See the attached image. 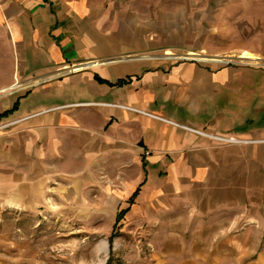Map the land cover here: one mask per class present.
Returning a JSON list of instances; mask_svg holds the SVG:
<instances>
[{"label":"crops","instance_id":"obj_1","mask_svg":"<svg viewBox=\"0 0 264 264\" xmlns=\"http://www.w3.org/2000/svg\"><path fill=\"white\" fill-rule=\"evenodd\" d=\"M0 207L129 264H264V0H0Z\"/></svg>","mask_w":264,"mask_h":264},{"label":"rangeland","instance_id":"obj_2","mask_svg":"<svg viewBox=\"0 0 264 264\" xmlns=\"http://www.w3.org/2000/svg\"><path fill=\"white\" fill-rule=\"evenodd\" d=\"M100 231L0 207V264H129L99 247Z\"/></svg>","mask_w":264,"mask_h":264},{"label":"built area","instance_id":"obj_3","mask_svg":"<svg viewBox=\"0 0 264 264\" xmlns=\"http://www.w3.org/2000/svg\"><path fill=\"white\" fill-rule=\"evenodd\" d=\"M138 111V110H136ZM140 112V111H138ZM142 114H145L147 116H150L152 118H155V119H159V120H164L162 118H159L157 116H153V115H150V114H146L144 112H141ZM170 124H173L177 127H180L182 128L183 130H186L188 132H191V133H194V134H197L199 136H202L204 138H207L217 144H221V145H227V144H237V143H245L246 141H243V140H239V139H236L234 137H227V136H220V135H216V134H212L210 132H207L205 130H198V129H194V128H189V127H186V126H182V125H178V124H174L172 122H169Z\"/></svg>","mask_w":264,"mask_h":264},{"label":"bare ground","instance_id":"obj_4","mask_svg":"<svg viewBox=\"0 0 264 264\" xmlns=\"http://www.w3.org/2000/svg\"><path fill=\"white\" fill-rule=\"evenodd\" d=\"M240 58H244L247 59L249 62L256 64L258 62V58L257 56L250 54V53H246V52H242L240 53Z\"/></svg>","mask_w":264,"mask_h":264},{"label":"trees","instance_id":"obj_5","mask_svg":"<svg viewBox=\"0 0 264 264\" xmlns=\"http://www.w3.org/2000/svg\"><path fill=\"white\" fill-rule=\"evenodd\" d=\"M117 229V225L114 227V232L113 234L111 235V237L109 238V245H110V248L112 249V244H113V239L118 235L117 232H115V230ZM111 262V256H110V259L108 260V263ZM110 264V263H109Z\"/></svg>","mask_w":264,"mask_h":264}]
</instances>
